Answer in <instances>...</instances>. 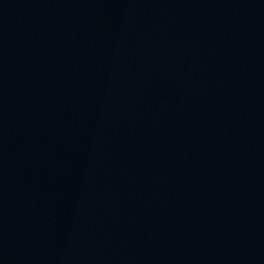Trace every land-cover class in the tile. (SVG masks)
Returning a JSON list of instances; mask_svg holds the SVG:
<instances>
[{"label": "water", "instance_id": "95a60500", "mask_svg": "<svg viewBox=\"0 0 264 264\" xmlns=\"http://www.w3.org/2000/svg\"><path fill=\"white\" fill-rule=\"evenodd\" d=\"M0 264H264V0H0Z\"/></svg>", "mask_w": 264, "mask_h": 264}]
</instances>
